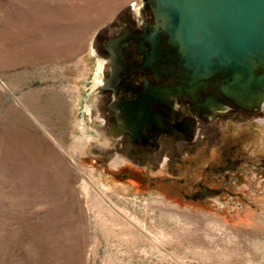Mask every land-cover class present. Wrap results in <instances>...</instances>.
<instances>
[{
	"label": "rangeland",
	"instance_id": "1",
	"mask_svg": "<svg viewBox=\"0 0 264 264\" xmlns=\"http://www.w3.org/2000/svg\"><path fill=\"white\" fill-rule=\"evenodd\" d=\"M107 2L0 0V264H264V187L230 216L121 169L93 108Z\"/></svg>",
	"mask_w": 264,
	"mask_h": 264
},
{
	"label": "flooded vegetation",
	"instance_id": "2",
	"mask_svg": "<svg viewBox=\"0 0 264 264\" xmlns=\"http://www.w3.org/2000/svg\"><path fill=\"white\" fill-rule=\"evenodd\" d=\"M152 5L136 0L95 34L102 71L93 108L124 145L121 169L134 163L150 171L148 189L233 216L264 187V102L230 97V72L195 77Z\"/></svg>",
	"mask_w": 264,
	"mask_h": 264
},
{
	"label": "water",
	"instance_id": "3",
	"mask_svg": "<svg viewBox=\"0 0 264 264\" xmlns=\"http://www.w3.org/2000/svg\"><path fill=\"white\" fill-rule=\"evenodd\" d=\"M151 7L195 77L230 72V97L264 102V0H153Z\"/></svg>",
	"mask_w": 264,
	"mask_h": 264
},
{
	"label": "crops",
	"instance_id": "4",
	"mask_svg": "<svg viewBox=\"0 0 264 264\" xmlns=\"http://www.w3.org/2000/svg\"><path fill=\"white\" fill-rule=\"evenodd\" d=\"M110 1L108 0L106 7L113 8L112 10L113 13L112 16H113L119 9L126 6L134 5L136 0H110ZM112 2H113V6H112Z\"/></svg>",
	"mask_w": 264,
	"mask_h": 264
},
{
	"label": "bare ground",
	"instance_id": "5",
	"mask_svg": "<svg viewBox=\"0 0 264 264\" xmlns=\"http://www.w3.org/2000/svg\"><path fill=\"white\" fill-rule=\"evenodd\" d=\"M28 4H30V3H28ZM59 4V3H58ZM63 4V3H62ZM64 5V4H63ZM64 9V8H63ZM78 9V8H77ZM78 12L80 11L79 9L77 10ZM76 14H77V12H76ZM80 18V17H79ZM66 21V20H65Z\"/></svg>",
	"mask_w": 264,
	"mask_h": 264
}]
</instances>
